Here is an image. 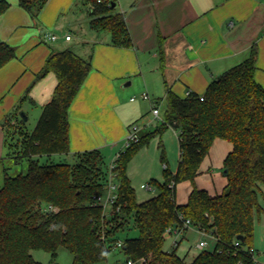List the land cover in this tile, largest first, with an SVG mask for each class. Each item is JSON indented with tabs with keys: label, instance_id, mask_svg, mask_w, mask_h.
Here are the masks:
<instances>
[{
	"label": "trees",
	"instance_id": "1",
	"mask_svg": "<svg viewBox=\"0 0 264 264\" xmlns=\"http://www.w3.org/2000/svg\"><path fill=\"white\" fill-rule=\"evenodd\" d=\"M47 0H17V5L36 23ZM86 7L89 28L107 32L110 45L130 48L132 43L122 13L115 11L116 0H79ZM114 5V6H112ZM9 4L0 0V16ZM256 50L241 63L210 82L202 95L190 93L178 97L170 90L165 97V111L154 131L120 153L115 162L117 196L112 210L105 215L92 198L104 193L107 167L98 150L69 155L68 110L91 69L69 49L51 52L40 71L39 80L47 73L56 77L50 100L29 133H23L19 122L11 124L19 110L20 99L13 112L1 124L4 144L15 162L24 159V174L10 177L4 168L0 188V264H40L30 251L42 250L55 259L62 247L72 256V264H97L106 259L117 232L132 229L136 237H127L120 249L124 258L144 264H254L248 250L257 195L264 186V87L254 80ZM15 58V49L0 42V68ZM202 97V101H200ZM22 122V120H21ZM18 131L14 140L12 133ZM171 128L177 134L179 159L176 171L163 169L161 184L151 182L158 193L140 203L126 176L132 156L154 134ZM231 144L223 160L226 184L219 195L192 186L184 205L174 199L175 185L199 175V167L214 140ZM63 155L72 163L39 164L38 158ZM46 206L55 211L44 212ZM118 211L115 212V209ZM212 235L211 251L200 250L190 261L179 257L176 249L163 250L168 228L179 234L186 231L183 221ZM93 228H95L93 230ZM242 236L243 240L236 239ZM238 242V247L234 243Z\"/></svg>",
	"mask_w": 264,
	"mask_h": 264
},
{
	"label": "crops",
	"instance_id": "2",
	"mask_svg": "<svg viewBox=\"0 0 264 264\" xmlns=\"http://www.w3.org/2000/svg\"><path fill=\"white\" fill-rule=\"evenodd\" d=\"M4 1L9 8L0 16V42L15 49V58L0 68V142L1 124L26 90L17 113L31 112L38 119L56 77L47 73L35 80V75L51 52L65 49L89 59L91 65L68 110L69 155L98 150L103 162L109 161L106 167L122 149L130 125L144 133L160 120L168 90L178 97L187 91L202 95L210 82L244 61L252 47L254 80L264 87V0H116L115 11L124 16L130 48L113 47L109 33L91 30L86 7L79 0H47L36 23L17 0ZM49 35L56 40L48 41ZM66 35L69 41L64 40ZM74 36L78 41H73ZM143 93L148 100L140 97ZM151 105L158 108V119L152 117ZM17 113L11 124L17 122ZM230 150L231 144L213 141L195 178L208 174L209 181L197 184V189L211 196L222 192L225 176L216 186L213 168H222ZM191 189L180 202L174 195L177 205L186 203ZM195 230L200 234L198 243L211 239L210 234Z\"/></svg>",
	"mask_w": 264,
	"mask_h": 264
},
{
	"label": "rangeland",
	"instance_id": "3",
	"mask_svg": "<svg viewBox=\"0 0 264 264\" xmlns=\"http://www.w3.org/2000/svg\"><path fill=\"white\" fill-rule=\"evenodd\" d=\"M73 41H78V37L74 36ZM132 97V96H131ZM134 97H132L133 99ZM166 103L161 105L160 110V120L154 121V123L149 126L145 133H149L155 130L159 126L164 116ZM27 118L25 122H21V117L17 113L16 119L19 122L18 127H20L23 133H29L36 121L33 113L27 114L24 111H20ZM12 133L14 140L19 137L18 131H14L12 128ZM1 149L2 154L0 156V188L3 184V170L7 169V175L10 177L17 176L18 174H24L27 170V162L22 159L19 162H15L12 159V155L8 150V147L4 144V133L1 134ZM224 141V140H223ZM227 142V141H224ZM228 143V142H227ZM112 160V159H111ZM39 164H66L72 163L70 158H65L63 155H53L49 158H38ZM107 160H104V166L107 164ZM178 163V142L177 137L170 128H165L160 134H154L148 139L146 145L142 146L130 159L126 166V176L129 180L130 186L134 192V200L136 203L145 201L158 193L157 188L153 191H144L140 189L142 184H151L155 182L161 184L164 180L163 169L173 174ZM223 164V163H222ZM165 166V167H164ZM216 178H213V184L217 186V183L224 181L223 169L216 165L213 168ZM208 174H202L196 180L194 179L193 184L190 181H182L175 185V196L176 201H181L186 198L188 190L192 186H197V184H208L209 178ZM220 188V185H218ZM215 190V189H213ZM257 208L259 212H254L253 214V224H252V234L250 244L254 249V259L260 264H264V186L260 187V192L257 195ZM110 212L109 208L105 209V215ZM198 232L189 227L184 234L171 233L167 238L164 239L162 248L166 252H170L174 246V242H179L178 247H176V253L179 256H184L183 254L187 249L188 255L185 259L187 262L191 260V257L199 252L200 250L196 247L198 240L200 238ZM137 231L132 229L131 223L129 224V230L117 232L116 238L119 241H123L127 237H136ZM207 246L204 250L211 251L214 246L212 239L204 238ZM32 259L40 264H72L71 254L64 248L60 247L57 249L55 259H51L50 254L42 250H32L30 251ZM124 261V256L120 249H116L113 245L110 247L106 259L103 262L97 264H118Z\"/></svg>",
	"mask_w": 264,
	"mask_h": 264
},
{
	"label": "built area",
	"instance_id": "4",
	"mask_svg": "<svg viewBox=\"0 0 264 264\" xmlns=\"http://www.w3.org/2000/svg\"><path fill=\"white\" fill-rule=\"evenodd\" d=\"M98 2H100V0H98ZM47 40L53 42L56 40V37L54 35H49ZM64 40L69 41L70 36L66 35L64 37ZM189 95H190V92L187 91V92H185L184 96L187 97ZM140 97L144 100H148V95L146 93H143ZM199 99H200V101H202V97H200ZM131 100H133V99H131ZM151 115L154 119H158L159 111H158V108H156L154 105H151ZM139 133H140V128L137 125L132 124L129 126L127 133H126V136H125V139H124V144H123L122 149L115 155V157L113 158V160L111 161V163L107 167V181H106V184L104 187V193L101 195H96L92 198L93 203L100 205L102 207V209L104 210V213H105L106 208H109L110 211L112 210V206H113L115 199H116V196H117L118 183L116 180V172L114 171L115 166H116L115 165L116 159L118 158L120 153H123L125 151L126 148H128L131 144L136 143L138 141ZM140 189L150 192V191H153L154 187L151 184H142V185H140ZM53 211H55V209L51 206H46V208L44 209V212L51 213ZM117 211H118V208L115 209V212H117ZM182 225L184 228L191 227L189 221H187V220L183 221ZM198 231L205 233V232L200 231V230H198ZM171 233L179 234V231H178V229L173 228V227L168 228L166 230L164 236H169ZM209 237L215 241V239L212 235H209ZM176 244L177 243L174 242V246H176ZM238 245H239L238 242L234 243L235 247H238ZM206 246H207L206 241H200L196 247L200 250H204V248ZM113 247L116 249H121L122 248V241L117 240L114 243ZM248 252H249L250 256L252 257L253 263L254 264H260V263L256 262L254 259V252H255L254 249L250 248L248 250ZM118 264H144V261L141 260L139 262H134L133 260H130L129 258H127V260H126V258H124V261L122 263H118Z\"/></svg>",
	"mask_w": 264,
	"mask_h": 264
},
{
	"label": "water",
	"instance_id": "5",
	"mask_svg": "<svg viewBox=\"0 0 264 264\" xmlns=\"http://www.w3.org/2000/svg\"><path fill=\"white\" fill-rule=\"evenodd\" d=\"M112 6H114V5H112ZM19 117H21L22 122H25L26 121V117L23 115V113H19ZM222 174H223V176H226L227 175V171L226 170H223V173ZM94 229L95 228H93V230ZM236 239L239 240V241H242L243 240V237L242 236H237ZM126 260H127V257H126Z\"/></svg>",
	"mask_w": 264,
	"mask_h": 264
}]
</instances>
